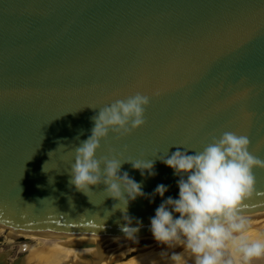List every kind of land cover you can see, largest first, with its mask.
<instances>
[{"label": "water", "instance_id": "1", "mask_svg": "<svg viewBox=\"0 0 264 264\" xmlns=\"http://www.w3.org/2000/svg\"><path fill=\"white\" fill-rule=\"evenodd\" d=\"M137 93L150 97L145 126L110 133L97 156L154 159L156 175L123 164L145 193L127 212L142 227L113 256L155 241L157 185L168 188L164 200L179 196V177L157 156L180 145L200 151L231 131L248 136L249 151L264 160V0H0V226L124 234V214L103 185L88 198L69 173L91 118ZM253 174L239 208L249 229L264 217V169Z\"/></svg>", "mask_w": 264, "mask_h": 264}, {"label": "clouds", "instance_id": "2", "mask_svg": "<svg viewBox=\"0 0 264 264\" xmlns=\"http://www.w3.org/2000/svg\"><path fill=\"white\" fill-rule=\"evenodd\" d=\"M149 104L150 97L137 93L99 109L91 118L90 136L75 146L70 165V184L76 191L89 198L92 188L103 185L106 198L116 202L113 209L124 214L121 230L129 237H137L142 227L140 221L132 226L129 205L144 198L145 193L142 184L122 173L121 168L129 163L142 177H154L155 160L121 162L117 155L97 154L110 133L126 137L145 126ZM175 147L170 156L156 158L179 177V196L164 200L168 188L157 185L153 198L158 195L163 202L150 218L152 238L158 244L183 249L170 255L172 264H188L186 254L192 264H256L264 260V237L250 239V222L239 213L240 205L253 192L254 169H264V160L249 151L248 136L225 131L200 151Z\"/></svg>", "mask_w": 264, "mask_h": 264}, {"label": "bare ground", "instance_id": "3", "mask_svg": "<svg viewBox=\"0 0 264 264\" xmlns=\"http://www.w3.org/2000/svg\"><path fill=\"white\" fill-rule=\"evenodd\" d=\"M3 230H11L13 236L24 234L26 235V239H33L37 242L39 240L42 242L50 241L55 244L52 245L54 248V258L52 260L48 259V246H44L43 252L41 251V253H39V259L35 260L34 264H172V261L169 259L170 255L173 252L183 251L180 247H166L154 241L149 245L144 246L141 253L137 256L129 259H122L127 253L126 251H120L116 256L111 255V251L129 243L135 237H129L125 234L59 235L52 233L29 232L11 228L5 229L0 226V233ZM248 235L249 237L254 236L256 238L264 237V217L249 229ZM251 237L250 239L253 238ZM105 250L109 252L106 256H104ZM33 251L34 249H32V252ZM162 253L166 254L162 255ZM44 257H47V259H44ZM73 257L77 258V261L71 260ZM32 258H36V255L32 254ZM185 259L188 264H192V260L188 254L185 255ZM20 263L21 261H19L18 264ZM256 264H264V260L258 261Z\"/></svg>", "mask_w": 264, "mask_h": 264}, {"label": "rangeland", "instance_id": "4", "mask_svg": "<svg viewBox=\"0 0 264 264\" xmlns=\"http://www.w3.org/2000/svg\"><path fill=\"white\" fill-rule=\"evenodd\" d=\"M8 233H9V230H8ZM20 236L22 237L21 240H18V238H17L14 241H12L11 243H7L5 241V238H3L4 242L0 244V247H2L3 249H6V251L8 252V259L17 256V257H20V258H24L25 264H26L28 262V255H29V251H27V250L29 248L34 249V252H33L34 255H36L37 253H41V251L43 252V250H44L43 247H44V243L46 241L42 242V241L39 240L37 242L36 240H33V239H26V237H25L26 235H24V234H22ZM252 237H251L252 239H258V238L254 237V236H252ZM8 240H10L9 237H8L7 241ZM48 242L50 244H54L53 242H50V241H48ZM141 250H142V248L139 251L135 252V253L127 252L123 256L124 258H122V259H129V258H132L134 256H137L138 254L141 253ZM107 253H109V252L105 250L104 251V256H106Z\"/></svg>", "mask_w": 264, "mask_h": 264}, {"label": "flooded vegetation", "instance_id": "5", "mask_svg": "<svg viewBox=\"0 0 264 264\" xmlns=\"http://www.w3.org/2000/svg\"><path fill=\"white\" fill-rule=\"evenodd\" d=\"M19 236L18 235L13 236L11 230H9V233H8V231L3 230L0 233V244L4 242L3 238H5V241L7 243H11L12 241H14L17 238H22ZM8 237L10 238V240L7 241ZM52 245L53 244H50L48 242L44 243V246H48V254L47 255H49L48 259H50V260H52L54 258V248L52 247ZM27 251H29V255H28V262L26 264H34V261L39 259V253L36 254V258H32V254L34 251L32 252L31 248H29ZM15 258H17V256L8 259V252L6 251V249H3L2 247H0V264H7L10 261L14 260ZM44 259H47V257H44ZM71 260L77 261V258L73 257ZM20 261H21L20 264H25L24 258H20Z\"/></svg>", "mask_w": 264, "mask_h": 264}]
</instances>
